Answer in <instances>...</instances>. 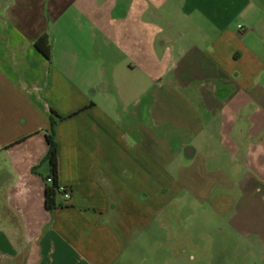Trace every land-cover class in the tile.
Wrapping results in <instances>:
<instances>
[{
    "label": "crops",
    "instance_id": "0c3cea01",
    "mask_svg": "<svg viewBox=\"0 0 264 264\" xmlns=\"http://www.w3.org/2000/svg\"><path fill=\"white\" fill-rule=\"evenodd\" d=\"M151 4L0 0V264H117L185 189L264 254V0Z\"/></svg>",
    "mask_w": 264,
    "mask_h": 264
},
{
    "label": "rangeland",
    "instance_id": "374dc122",
    "mask_svg": "<svg viewBox=\"0 0 264 264\" xmlns=\"http://www.w3.org/2000/svg\"><path fill=\"white\" fill-rule=\"evenodd\" d=\"M179 0H152L155 32L164 17L177 16ZM163 15V16H162ZM155 51V74L161 65ZM117 264H264V254L252 238L240 235L229 216L216 212L208 200L185 189L170 198L167 209L142 229H135L130 246Z\"/></svg>",
    "mask_w": 264,
    "mask_h": 264
},
{
    "label": "trees",
    "instance_id": "16d2710c",
    "mask_svg": "<svg viewBox=\"0 0 264 264\" xmlns=\"http://www.w3.org/2000/svg\"><path fill=\"white\" fill-rule=\"evenodd\" d=\"M36 49L43 54L45 57H49V48L46 46V43L44 42V39L41 38L38 41L35 42ZM52 114L57 117L58 119H62L60 116H57L54 112ZM54 126H55V120H52L51 125V133L47 136L48 141V151L47 155L45 157V160L49 163L51 168V175L50 177L53 178V181L51 184H47V187L45 189V208L47 211H52L59 204L57 203V196L59 195V183H58V145L55 140V133H54Z\"/></svg>",
    "mask_w": 264,
    "mask_h": 264
},
{
    "label": "built area",
    "instance_id": "2783aa9c",
    "mask_svg": "<svg viewBox=\"0 0 264 264\" xmlns=\"http://www.w3.org/2000/svg\"><path fill=\"white\" fill-rule=\"evenodd\" d=\"M53 181L52 177H47L46 182L47 184H51ZM59 194L63 197L65 202L69 201L71 199V190L67 187L59 185Z\"/></svg>",
    "mask_w": 264,
    "mask_h": 264
}]
</instances>
